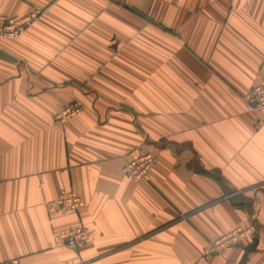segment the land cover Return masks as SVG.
Segmentation results:
<instances>
[{
  "label": "crops",
  "instance_id": "0c3cea01",
  "mask_svg": "<svg viewBox=\"0 0 264 264\" xmlns=\"http://www.w3.org/2000/svg\"><path fill=\"white\" fill-rule=\"evenodd\" d=\"M0 264H264V0H0ZM78 102L68 123L59 109ZM140 152L145 180L123 175ZM71 190L76 212L46 203ZM77 224L89 242L57 246ZM253 226L238 244L214 239Z\"/></svg>",
  "mask_w": 264,
  "mask_h": 264
},
{
  "label": "built area",
  "instance_id": "2783aa9c",
  "mask_svg": "<svg viewBox=\"0 0 264 264\" xmlns=\"http://www.w3.org/2000/svg\"><path fill=\"white\" fill-rule=\"evenodd\" d=\"M38 11H31L25 15L6 16L0 15V38L15 39L36 19ZM245 108L249 112L259 113L264 110V77L244 93ZM82 112V105L78 102H69L63 105L55 119L60 123H68ZM157 163V157L148 152H140L132 159L127 160L122 166L124 176L133 180H145L149 172ZM81 200L71 190H62L58 197L46 203V209L51 214L60 215L71 211L76 212ZM254 231L253 226L237 227L214 239L209 247V252H217L223 248L238 244L243 238L250 236ZM90 239L89 231L83 224H77L64 231L55 233L53 241L57 246L79 249L85 246ZM4 264H15L9 261Z\"/></svg>",
  "mask_w": 264,
  "mask_h": 264
},
{
  "label": "water",
  "instance_id": "95a60500",
  "mask_svg": "<svg viewBox=\"0 0 264 264\" xmlns=\"http://www.w3.org/2000/svg\"><path fill=\"white\" fill-rule=\"evenodd\" d=\"M256 238H253L252 243H250L249 245L243 247V255L239 261L238 264H243L245 262V260L247 259V255L249 252L253 251L255 249V245H256Z\"/></svg>",
  "mask_w": 264,
  "mask_h": 264
}]
</instances>
